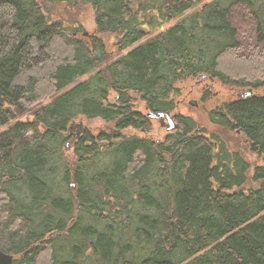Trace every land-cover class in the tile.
<instances>
[{
	"label": "trees",
	"instance_id": "obj_1",
	"mask_svg": "<svg viewBox=\"0 0 264 264\" xmlns=\"http://www.w3.org/2000/svg\"><path fill=\"white\" fill-rule=\"evenodd\" d=\"M203 74L253 90L205 108L213 131L179 105ZM136 96L177 127L154 138ZM92 118L67 152L70 123ZM0 249L264 264V0H0Z\"/></svg>",
	"mask_w": 264,
	"mask_h": 264
},
{
	"label": "rangeland",
	"instance_id": "obj_2",
	"mask_svg": "<svg viewBox=\"0 0 264 264\" xmlns=\"http://www.w3.org/2000/svg\"><path fill=\"white\" fill-rule=\"evenodd\" d=\"M81 23L85 29L86 32H91L94 28L93 24V15L90 12H85L81 17ZM256 76H260V73H257ZM185 85V84H184ZM188 87H183L186 91L191 90L188 95H182L184 96L183 99L180 100L179 105L182 108L181 111L184 114H191L195 116L196 119H198V122L201 126L208 127L211 131L214 130L212 126H210L207 116L205 114V108L206 107H213L217 104V102H223L226 100H230L232 98H235L240 95L243 91H245L247 88H236V87H228L225 85H219L218 83H215L214 81H211L209 78L201 79V78H195L188 82ZM204 86H207L206 89L209 92V100L208 102H201L199 101L198 97L199 95L203 94L202 89H204ZM246 87V86H245ZM200 91V92H198ZM135 105L137 108H139L144 113V107L142 104V101L139 99L138 96L135 97ZM178 100V99H177ZM146 112V111H145ZM27 118L26 116L21 117V119ZM78 121H82V125L84 129H94L96 127L102 126V120L100 118H92L89 121H86L85 119H76L74 120V123H79ZM165 125V124H164ZM159 126V123L157 120L152 119L151 120V130L154 132L153 137L158 138L165 135L167 132L165 129V126ZM207 128V129H208ZM222 136H224V133H220ZM70 145L72 143L71 140H67ZM229 144L234 147L233 143L229 141ZM71 149L67 152H69Z\"/></svg>",
	"mask_w": 264,
	"mask_h": 264
},
{
	"label": "water",
	"instance_id": "obj_3",
	"mask_svg": "<svg viewBox=\"0 0 264 264\" xmlns=\"http://www.w3.org/2000/svg\"><path fill=\"white\" fill-rule=\"evenodd\" d=\"M202 77H205V74H203ZM249 93H250V90L246 94L248 95ZM164 115L167 117V122H166L167 129L168 130L175 129L177 127V124L175 123V121L173 119L169 118L167 114H165L163 112H149L148 113V117H150V118L160 119ZM74 126L77 128L75 134L79 135L83 131L82 121L75 124ZM65 148H66V150L69 149V143L68 142L65 144ZM0 264H14L13 263V255H11V254L0 249Z\"/></svg>",
	"mask_w": 264,
	"mask_h": 264
},
{
	"label": "flooded vegetation",
	"instance_id": "obj_4",
	"mask_svg": "<svg viewBox=\"0 0 264 264\" xmlns=\"http://www.w3.org/2000/svg\"><path fill=\"white\" fill-rule=\"evenodd\" d=\"M201 79H202V78H201ZM206 87H207V86H204V89H202L203 94L199 95V97H198L199 101H201L202 96L205 95V96H206V99L204 100L205 103L208 102V100H209V92L207 91ZM242 88H247L246 90L251 89L250 87H247V86H246V87H242ZM178 90H180V92H181L182 95H188V94L190 93V91H191V90H187V91H186V90H181V89H178ZM246 90L243 91L242 93H240V95H239L238 97H240V98H241V97H242V98H246V97H250V96L253 95V90H252V89H251V93H249L248 95L244 94V93L246 92ZM199 92H200V91H199ZM243 94H244V96H243ZM183 98H184V96L181 97V99H183ZM145 111H146V112H145ZM150 111H152V110H150ZM150 111H149V109H145V110H144V113H143L144 116L147 117V112H150ZM161 112L167 114L168 117L171 118V119H173V120L175 121V123L177 124V120H176V115H177V114H174V113H172L171 111H167V110H165V111H161ZM183 114H184V113H183ZM146 119H148L149 124L151 125V120H152V119H149L148 117H147ZM154 120H157L158 123H159V126L161 127V126H163L164 123L167 121V117L164 115V116L161 117L160 119L156 118V119H154ZM164 126H165V125H164ZM165 129H166V127H165ZM166 131H167V129H166ZM71 186H72V189H74L75 185L72 184Z\"/></svg>",
	"mask_w": 264,
	"mask_h": 264
}]
</instances>
